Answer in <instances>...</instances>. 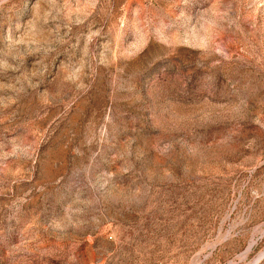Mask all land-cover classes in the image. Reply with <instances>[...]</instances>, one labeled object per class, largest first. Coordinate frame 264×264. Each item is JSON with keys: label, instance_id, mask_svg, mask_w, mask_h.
Listing matches in <instances>:
<instances>
[{"label": "rangeland", "instance_id": "obj_1", "mask_svg": "<svg viewBox=\"0 0 264 264\" xmlns=\"http://www.w3.org/2000/svg\"><path fill=\"white\" fill-rule=\"evenodd\" d=\"M263 254L264 0H0V264Z\"/></svg>", "mask_w": 264, "mask_h": 264}, {"label": "bare ground", "instance_id": "obj_2", "mask_svg": "<svg viewBox=\"0 0 264 264\" xmlns=\"http://www.w3.org/2000/svg\"><path fill=\"white\" fill-rule=\"evenodd\" d=\"M251 249V248H250ZM249 249V250H250ZM249 250L247 251V253H245V255L244 256H246L247 254H248V252H249ZM264 255V254H263ZM263 255L262 256H260V258H262L263 257ZM247 258V257H246Z\"/></svg>", "mask_w": 264, "mask_h": 264}]
</instances>
